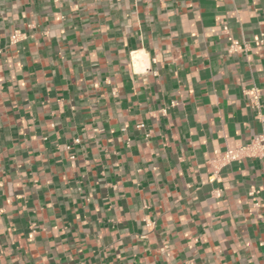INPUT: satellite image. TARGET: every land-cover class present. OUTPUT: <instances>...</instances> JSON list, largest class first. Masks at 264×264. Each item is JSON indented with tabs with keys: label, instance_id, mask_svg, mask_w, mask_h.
<instances>
[{
	"label": "crops",
	"instance_id": "crops-1",
	"mask_svg": "<svg viewBox=\"0 0 264 264\" xmlns=\"http://www.w3.org/2000/svg\"><path fill=\"white\" fill-rule=\"evenodd\" d=\"M260 34L264 0H0V264H264V159L212 162L264 135Z\"/></svg>",
	"mask_w": 264,
	"mask_h": 264
},
{
	"label": "built area",
	"instance_id": "built-area-1",
	"mask_svg": "<svg viewBox=\"0 0 264 264\" xmlns=\"http://www.w3.org/2000/svg\"><path fill=\"white\" fill-rule=\"evenodd\" d=\"M53 1L59 2L60 0ZM223 32L225 34H228V27H224ZM25 37L26 36L23 32L15 30L10 35V44L12 46L16 45L19 42L23 41ZM254 43L256 46H264V34H260L259 36H257L254 40ZM249 48L250 45L248 43L232 41L229 46L228 52L229 54L245 53L249 50ZM247 94L252 95L254 100H257L259 91L254 89L251 91H247ZM67 149H70V147H68ZM71 159H74V157H72ZM246 159H264V135L255 136L248 144H240L233 149H229L222 154H218L212 162L216 167V173H218L222 168L229 166L230 164L235 162H242ZM210 181H214L213 177ZM256 194L257 192L254 191L250 193V196H255ZM255 206L259 207L260 204L255 203ZM152 225L153 223L147 222L148 227H151Z\"/></svg>",
	"mask_w": 264,
	"mask_h": 264
},
{
	"label": "bare ground",
	"instance_id": "bare-ground-1",
	"mask_svg": "<svg viewBox=\"0 0 264 264\" xmlns=\"http://www.w3.org/2000/svg\"><path fill=\"white\" fill-rule=\"evenodd\" d=\"M138 59H140V54H136L135 55V60H138ZM139 61V60H138Z\"/></svg>",
	"mask_w": 264,
	"mask_h": 264
}]
</instances>
